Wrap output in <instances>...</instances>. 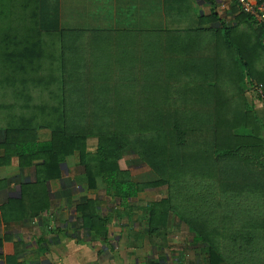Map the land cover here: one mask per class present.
I'll return each instance as SVG.
<instances>
[{"label": "trees", "instance_id": "trees-1", "mask_svg": "<svg viewBox=\"0 0 264 264\" xmlns=\"http://www.w3.org/2000/svg\"><path fill=\"white\" fill-rule=\"evenodd\" d=\"M50 2L0 0V92L16 98L0 104V165L17 156L34 167L48 202V182L64 179L62 163L77 154L89 186L100 180L122 207L167 189L144 206L160 248L185 227L205 264H264V118L249 99L255 91L264 102V26L242 11L253 30L228 27L216 49L204 28H66ZM141 163L154 180H134ZM77 211L83 226L108 232L91 200Z\"/></svg>", "mask_w": 264, "mask_h": 264}, {"label": "crops", "instance_id": "crops-1", "mask_svg": "<svg viewBox=\"0 0 264 264\" xmlns=\"http://www.w3.org/2000/svg\"><path fill=\"white\" fill-rule=\"evenodd\" d=\"M50 1L47 8L54 7L56 19L66 28H204L202 37L215 44L207 47L211 45L216 49L224 46L228 27L238 28L237 32L248 27L253 30L242 17L239 5L231 0ZM251 34L254 36L253 31ZM257 96L259 98V94ZM256 111L261 115L257 108ZM43 134L40 132V139L50 138L49 132L43 131ZM3 135L4 131L0 133V143L4 141ZM61 168L65 180L48 182L50 201L47 202L44 194L34 188V167H21L17 156L12 157L9 164L0 165V264H205L204 256L197 250L201 245L176 240L172 237L174 232L170 233L168 248H160L150 241L144 206L155 201L152 194L156 189H147V193H140L130 206L122 207L115 193L107 194L100 180L97 187L89 186L77 154L68 156ZM132 175L138 181L133 171ZM31 188L39 193V200L42 197L41 203L34 200ZM24 189L27 190L26 206L22 208L17 200L23 197ZM86 199L91 200L97 214L106 219L108 232L102 237L96 229L82 225L77 206ZM42 205L50 206L38 217L23 219V215L19 216L24 211L29 217Z\"/></svg>", "mask_w": 264, "mask_h": 264}, {"label": "rangeland", "instance_id": "rangeland-1", "mask_svg": "<svg viewBox=\"0 0 264 264\" xmlns=\"http://www.w3.org/2000/svg\"><path fill=\"white\" fill-rule=\"evenodd\" d=\"M165 73H168V69L165 70ZM8 93H9L8 98H3L2 97V94L0 92V96H1L0 97V104L5 103V102H10V101H15L16 100L15 96L12 95L11 91H9ZM249 95L251 97L249 99H252L253 98V100H251L252 101V104L253 103L255 104V107L257 108V110H259L258 112L264 118V102H262L261 100H259V98L257 96V93L255 91L251 92V94H249ZM2 112L6 113L7 111L3 109V110H1L0 113H2ZM2 114H0V117H3ZM0 124L1 125H4V120H1L0 121ZM0 127H2V126H0ZM0 130H1L0 133H2V131H4L3 128H0ZM43 131H46V130H41L42 134H43ZM46 132H49V131H46ZM263 136H264V132H263ZM3 137H4V135H3ZM43 137L46 138V136H44V134H43ZM45 138H42V139H45ZM96 143H97V139L96 138H90L89 139V148L91 150H93L95 148V146H96ZM0 150H1V153L3 154L4 153L3 149L0 148ZM123 165H124V162H123ZM133 174H134L135 178L138 181L140 180L142 182L143 181H151V180H154L156 178L155 172L153 170H151L144 163L134 165L133 166ZM154 191L155 192L152 194V199H155L156 198L155 200H159L162 197H165L166 194H167V189L164 188V187L163 188L156 189ZM144 192L147 193V191H144ZM174 232L175 233L172 236V237H174V239L179 240V241L183 240V241L190 242V243L192 242V233L190 231L186 230L185 227H184V232H182L180 229L178 230V228L175 229Z\"/></svg>", "mask_w": 264, "mask_h": 264}, {"label": "built area", "instance_id": "built-area-1", "mask_svg": "<svg viewBox=\"0 0 264 264\" xmlns=\"http://www.w3.org/2000/svg\"><path fill=\"white\" fill-rule=\"evenodd\" d=\"M239 5L241 10L249 14L256 25L264 26V0H231ZM260 88L262 85L259 86ZM260 92L261 89H260Z\"/></svg>", "mask_w": 264, "mask_h": 264}]
</instances>
